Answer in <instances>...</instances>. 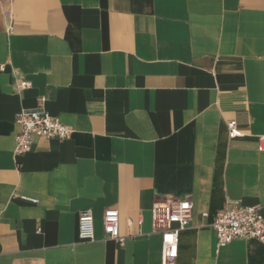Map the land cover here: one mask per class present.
Instances as JSON below:
<instances>
[{
  "label": "crops",
  "instance_id": "0c3cea01",
  "mask_svg": "<svg viewBox=\"0 0 264 264\" xmlns=\"http://www.w3.org/2000/svg\"><path fill=\"white\" fill-rule=\"evenodd\" d=\"M40 105L73 131L16 156ZM172 199L192 209L170 264H264L211 227L228 202L264 216V0H0V264H161L151 208Z\"/></svg>",
  "mask_w": 264,
  "mask_h": 264
},
{
  "label": "built area",
  "instance_id": "2783aa9c",
  "mask_svg": "<svg viewBox=\"0 0 264 264\" xmlns=\"http://www.w3.org/2000/svg\"><path fill=\"white\" fill-rule=\"evenodd\" d=\"M21 82V86H26ZM18 130L14 134L13 153L24 154L31 146L32 137L68 138L73 129L49 114L41 105L34 109L20 110L14 118ZM228 136L242 135L235 120L227 122ZM26 199L35 201L24 197ZM192 203L188 199H172L155 202L151 208L152 224L161 235V264H170L177 256L179 232L186 227L191 217ZM205 215V213H203ZM103 231L107 238L123 244L125 237L119 232V213L107 208L102 216ZM216 236V247L220 248L232 240L254 238L264 242V216L259 205H242L228 202L217 212L211 223ZM77 234L80 240L94 239V218L91 208L81 209L77 217Z\"/></svg>",
  "mask_w": 264,
  "mask_h": 264
}]
</instances>
